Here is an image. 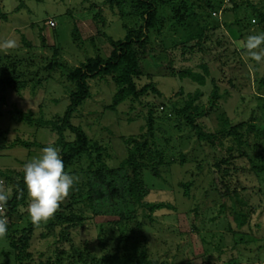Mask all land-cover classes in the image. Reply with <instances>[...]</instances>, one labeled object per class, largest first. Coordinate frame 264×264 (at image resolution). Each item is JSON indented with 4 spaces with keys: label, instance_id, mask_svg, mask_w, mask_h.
<instances>
[{
    "label": "rangeland",
    "instance_id": "1",
    "mask_svg": "<svg viewBox=\"0 0 264 264\" xmlns=\"http://www.w3.org/2000/svg\"><path fill=\"white\" fill-rule=\"evenodd\" d=\"M152 1L160 26L148 30L149 51L135 81L138 87L151 84L155 91L149 89L139 101L113 104L111 76L90 77L89 94L71 118L86 133L92 156L82 154L66 168L76 182L57 211L74 213L80 221L70 226L54 215L33 224L27 194L0 239V264H92V257L109 253L156 264L264 263V60H252L244 48L248 35L264 31L257 16L264 14V0H234L236 12L225 13L229 0ZM136 4L0 0V78L25 83L21 90L7 88L0 101V173L5 178H19L23 164L43 148L35 143L55 146L57 131L40 123L61 120L75 89L67 73L87 57L105 58L109 37L123 38L139 26L142 8ZM200 27L205 29L203 49L195 44ZM190 33L194 38L184 49L181 41ZM201 62L208 67L204 85L172 74L169 67L203 73ZM214 85L216 104L195 118L213 136L211 143L197 135L180 109L196 91L194 104L207 107ZM149 109L152 138L164 163L158 165V176L143 169L141 180L149 189L147 200L171 208L150 215L140 208L135 217L121 218L122 208L112 203L109 191L97 189L89 208L85 193L91 161L118 167L131 138L145 132ZM23 113L31 124L21 118ZM232 128L236 134L221 136ZM74 143L65 130L57 148L61 153ZM221 178L228 188L225 195Z\"/></svg>",
    "mask_w": 264,
    "mask_h": 264
},
{
    "label": "trees",
    "instance_id": "2",
    "mask_svg": "<svg viewBox=\"0 0 264 264\" xmlns=\"http://www.w3.org/2000/svg\"><path fill=\"white\" fill-rule=\"evenodd\" d=\"M137 7L142 8L141 19L142 22L137 28L129 29L123 38L112 39L108 38L111 50L109 54L104 58L100 55L94 57H87L84 63L80 66L74 67L67 73V78L74 83L75 89L69 93V102L63 112L61 120L41 122L42 125L50 124L51 128L57 131L56 147H60L64 141V131L68 130L75 138V143L70 145L65 151L61 152L62 159L64 161L65 170L71 165L74 160L82 155L86 154L89 157L92 153L89 148L88 137L84 130L71 122L73 113L78 109V106L84 101L89 94V87L87 78L95 76L110 75L115 83L116 91L113 95V104H118L125 99L131 100V102L139 101L141 95L147 92L149 89L154 90L151 84H147L138 87L135 78L138 77L143 68L142 58L147 55L149 51L148 45V30L157 26L159 28L160 22L156 19V4L152 0H136ZM229 5L224 7L222 11L225 13L230 10L236 12L238 2L229 0ZM261 23L264 27V14L258 13ZM177 23L182 24V17L178 16ZM204 27H200L195 33L198 36V40L195 44L199 49H203L201 44V38L204 33ZM194 38V34L190 33L182 41L183 48H187L186 43H190ZM203 73L192 70L191 68H175L169 65L171 73L182 77H188L191 80L205 84V75L208 74V67L205 63H199ZM25 86V83L10 78H0V101L5 99V90L11 88L14 90H21ZM207 107H198L194 104V100L198 96V91L195 94L190 95L185 102L184 107L180 111L185 115L188 124L194 129L199 137L206 138L213 142V136L205 133L199 124L196 123L195 118L201 116L209 108H213L219 97L217 93V86L214 85ZM22 119L26 120L30 124L32 119L27 113H23ZM147 126L144 133L137 137L131 138L130 145L127 151V156L122 159L116 168L108 167L104 162L98 160V163L91 161V166L86 172V186L88 189L85 193V198L89 208L93 209L94 206V194L97 189L100 191H109L108 196L112 203H116L121 206L122 210L118 212V217L128 218L135 217L138 209L144 208L148 215L163 208H171L168 203L162 201H149L146 199L149 189L143 185L141 180V171L143 169L150 168L153 173L158 176V165L163 164L164 161L161 157V153L157 150L155 141L152 138V111L148 110ZM236 134L234 128L222 131L221 136L228 134ZM35 145L45 147L48 145L35 143ZM99 155V154H98ZM100 156V155H99ZM23 173L18 179L11 177L10 175L5 178L4 174L0 173V177L3 178L6 183L11 186V196L7 203V208L11 215L15 212L17 207L21 205L27 191L23 184ZM221 177V176H220ZM220 184L224 187L222 195L228 193V188L224 181L219 179ZM189 184H184L185 188H188ZM75 186V184H74ZM54 215L62 221L68 222L70 226L78 224L80 218L78 215L63 211H57ZM12 221L8 223V231L10 230ZM27 242V237H22L20 243L24 247ZM16 245V243L14 244ZM136 248V244L133 243V249ZM20 254V253H19ZM20 262L22 257H17ZM92 264H156L155 261L148 260L143 262V258L136 259L134 256H120L117 253L104 254L100 257H92Z\"/></svg>",
    "mask_w": 264,
    "mask_h": 264
},
{
    "label": "clouds",
    "instance_id": "3",
    "mask_svg": "<svg viewBox=\"0 0 264 264\" xmlns=\"http://www.w3.org/2000/svg\"><path fill=\"white\" fill-rule=\"evenodd\" d=\"M15 46V42H10ZM244 48L249 57L260 62L264 60V31L250 34L245 38ZM23 184L29 197L27 214L33 224L47 222L54 216L61 202L73 189L76 178L65 171L64 161L59 149L48 145L22 167ZM11 196V189L0 187V210L6 208ZM8 232L7 218L0 215V239Z\"/></svg>",
    "mask_w": 264,
    "mask_h": 264
},
{
    "label": "built area",
    "instance_id": "4",
    "mask_svg": "<svg viewBox=\"0 0 264 264\" xmlns=\"http://www.w3.org/2000/svg\"><path fill=\"white\" fill-rule=\"evenodd\" d=\"M49 24L51 26L54 25V22L53 21H50ZM0 187L2 188H6V189H11V187L6 183V181L0 177ZM0 215H3L7 218V222L9 223L10 221H12V215L10 214L7 206L6 208H4L3 210H0Z\"/></svg>",
    "mask_w": 264,
    "mask_h": 264
},
{
    "label": "crops",
    "instance_id": "5",
    "mask_svg": "<svg viewBox=\"0 0 264 264\" xmlns=\"http://www.w3.org/2000/svg\"><path fill=\"white\" fill-rule=\"evenodd\" d=\"M240 264H248V263H240ZM249 264H255L254 262H250ZM264 264V263H261Z\"/></svg>",
    "mask_w": 264,
    "mask_h": 264
}]
</instances>
